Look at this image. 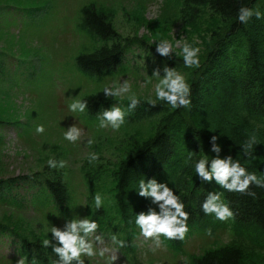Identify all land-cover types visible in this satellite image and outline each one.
I'll return each instance as SVG.
<instances>
[{
  "label": "trees",
  "instance_id": "obj_1",
  "mask_svg": "<svg viewBox=\"0 0 264 264\" xmlns=\"http://www.w3.org/2000/svg\"><path fill=\"white\" fill-rule=\"evenodd\" d=\"M164 4L165 11L170 5L178 9V17L186 28H195L205 15L216 17L208 26L193 31L194 34L202 32L206 39L199 51V67H185L182 56H162L156 49L146 50L152 54L160 76L165 75V68H175L185 76L190 85L191 103L174 109L163 101L157 100L153 105L140 100L131 109L128 108L130 102H124V123L136 131L113 146L108 159L100 152L98 159L84 166L86 214L101 230L110 226L112 235L121 230L127 236L123 249H127L125 244H128L136 250L133 239L139 227L135 218L151 204L150 199L138 195L139 182L155 178L158 182H167L180 195L189 213L184 238L163 237L165 245L181 251L197 231L204 234L210 231V236L223 233L229 236V243L207 250L193 258L191 264H264V187L250 186L249 191L254 192L255 197L229 192L214 180L201 181L191 162H187L189 151L195 152L194 159L215 156L211 152V137L216 135L221 157L231 155L248 171L264 179V18L253 16L247 24L237 19L241 6L264 14V0H164ZM78 30L91 44L89 50L77 56L76 68L85 77L97 81L115 69H129L127 53L143 45L140 40L122 37L104 15V10L95 4L82 8ZM4 73L0 62V131L7 125L31 129L29 124L3 118ZM84 100L88 108L83 113L91 124L100 123L102 111L112 108L94 96ZM203 107L212 111L213 116L208 119L203 115ZM27 135L22 132L23 137ZM251 135L258 138V144L251 150V156H245L242 145ZM3 139L0 137V145ZM45 171L40 176L0 180V206L18 213H24L28 206L36 211L48 207L55 215H66L73 200L65 170L47 166ZM106 177L111 178L112 190L108 194L113 197V206L109 210L103 205L97 209L94 197L100 194L103 199L102 182ZM26 186L36 191L30 195L20 194L19 190ZM29 187L27 189L31 190ZM208 192L222 194L233 211L231 218L222 221L203 212L201 205ZM109 214L117 218L109 220ZM10 219L12 222L4 228L0 225V235L18 239L17 252L24 261L52 264L51 259L56 254L51 245L43 243L48 239L55 244L51 233L36 232L15 214Z\"/></svg>",
  "mask_w": 264,
  "mask_h": 264
},
{
  "label": "rangeland",
  "instance_id": "obj_2",
  "mask_svg": "<svg viewBox=\"0 0 264 264\" xmlns=\"http://www.w3.org/2000/svg\"><path fill=\"white\" fill-rule=\"evenodd\" d=\"M90 4L104 10V15L122 37L143 43V49L133 47L127 53L129 69H115L100 81L85 78L75 65L77 56L89 50L91 44L78 30L81 10ZM165 6L164 0H0V62L5 70L1 85L3 118L32 126L16 129L7 125L0 131V137L4 138L0 145V180L40 176L47 172L45 168L50 158L63 160L73 200L66 215H55L48 207L36 211L28 206L24 213H18L0 206L3 228L12 222L13 214L27 221L38 233H50L52 225L63 227L66 219L88 218L83 168L87 162L91 163L89 153L99 156L101 152L108 159L113 146L136 130L125 123L118 130L111 125L100 128L97 122L89 123L83 112H71L68 105L74 99L94 96L110 107L115 105L124 110L122 105L130 102L128 97L132 94L142 101L148 102L149 96L155 99L157 78L151 73L156 72V62L146 50L156 49V43L167 39L174 46L180 40L181 46L187 42L201 51L205 36L193 31L208 26L216 18L205 15L195 28H186L178 17V9L170 5L165 11ZM180 52L181 47H175L170 56H182ZM125 80L131 87L124 96L114 98L103 93L105 85ZM202 114L208 119L213 116V112L204 107ZM37 125H43L45 131L37 133ZM73 125L82 130L75 143L64 138V133ZM22 132L28 135L23 137ZM89 140L94 142L89 144ZM102 185L103 206L106 210L112 209L113 197L108 194L112 190L111 178L106 177ZM27 187H22L19 193L30 195L36 191ZM150 207L156 206L150 204ZM116 216L109 214L108 219ZM112 232L110 226L96 230L91 237L96 254L82 256L84 264H191L193 258L230 241L223 233L210 236L197 231L181 251H174L162 242L163 236L157 246L155 238L144 237L138 228V235L133 239L136 250H132L128 244H125L127 249L119 244L127 239L125 233L120 230L112 235ZM18 245V239L0 235V264H17L23 259L17 252ZM101 250L103 256L99 255Z\"/></svg>",
  "mask_w": 264,
  "mask_h": 264
},
{
  "label": "clouds",
  "instance_id": "obj_3",
  "mask_svg": "<svg viewBox=\"0 0 264 264\" xmlns=\"http://www.w3.org/2000/svg\"><path fill=\"white\" fill-rule=\"evenodd\" d=\"M255 16L257 19L264 18L259 10H254L247 6H241L238 9L237 19L242 24H247L249 20ZM175 47H181L180 55H182L184 66L187 68L199 67V51L198 47H193L187 42L178 40L174 46L167 39H161L155 44L156 52L162 56H169L174 52ZM157 78L154 85L155 99L151 96L147 97L149 103L155 104L156 101H163L172 108L187 107L190 105V85L185 76L178 72L175 68H165V75L160 76L159 71L153 73ZM130 84L127 80L123 83H115L112 86L105 85L103 93L107 97L119 98L130 92ZM130 103L128 108L134 109L139 103V98L132 94L128 97ZM69 110L73 113L84 112L88 108L87 100L74 99L69 105ZM125 111L121 107L113 105L110 110H103L100 116V128H111L118 130L125 120ZM45 131L43 125H37L36 132L43 133ZM82 130L73 125L65 133L64 138L75 143L81 137ZM218 136L211 137V152L215 156H200L194 159L195 152L189 151L187 162H191L196 175L201 181L211 183L213 180L224 190L229 192H242L255 197V193L249 191L250 186L255 184L264 187V179L259 178L254 172H250L241 164L240 160L234 159L231 155L221 157V145L216 143ZM94 141L89 140L91 144ZM258 144V138L251 135L242 145V151L245 156H251L254 146ZM98 159L96 153H89V160ZM47 164L51 168L65 167V161H57L50 158ZM138 195L150 199L152 205L146 212L137 213L135 223L139 227L141 234L146 238H155L157 246H159L160 237L168 239H183L188 231L189 213L185 211V204L181 200L172 187L167 182H158L155 178L141 180L138 187ZM97 209L103 205V199L100 194L94 197ZM206 215H214L218 220H227L233 216V211L228 203L222 199L220 192H208L204 202L201 205ZM157 208L159 211H157ZM98 224L93 219L73 217L66 219L63 227L52 225L50 233L55 244H51L48 239L43 241L44 245H51L52 251L58 259L55 264H84L82 256L92 257L96 254L91 237L96 233ZM209 234L211 232L209 231ZM99 240L100 237L96 236ZM116 240V237H112ZM123 246V241H119ZM100 256L104 255V251L99 252ZM114 259V257H113ZM17 264H25L24 259H20Z\"/></svg>",
  "mask_w": 264,
  "mask_h": 264
}]
</instances>
